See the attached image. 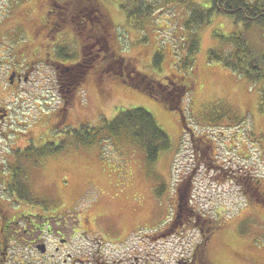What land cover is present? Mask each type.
<instances>
[{
	"label": "rangeland",
	"instance_id": "1",
	"mask_svg": "<svg viewBox=\"0 0 264 264\" xmlns=\"http://www.w3.org/2000/svg\"><path fill=\"white\" fill-rule=\"evenodd\" d=\"M98 1L114 36L108 52L101 42L90 50L87 46L85 51L99 55L114 51L116 56L109 60L108 73H101L95 80V70L89 72L91 77L88 75L77 86L63 122L58 114L61 99L53 67L39 66V72L33 74L40 89L36 93L42 92V96H24L14 107L16 123L11 130V150L19 153L15 156L18 172L29 173L28 179L22 175L16 179L24 192L25 185L29 187L27 200L42 201L65 220H73L81 232L79 249L101 248L107 258L111 256L118 264H175L176 260L193 259L194 255L198 264L201 253L208 264H264V203H251L243 189L215 174L222 170L232 175L250 172L262 182L264 196V114L258 110L259 89L264 83H249L221 63L209 60L210 52L220 56L233 51L223 39L241 26L230 17L213 15L210 23L191 29L186 26L190 15L184 5L159 0L161 10L156 9L145 26L136 29L112 0ZM43 2L0 0L4 47L38 45L29 32L34 30L31 24L36 19L40 21L47 9ZM192 3L210 8L209 0ZM18 25L23 32L17 29ZM215 33L224 38H217ZM74 35L72 46L60 36L55 43L48 38L46 41L51 45L66 43L69 52L77 53L80 39ZM246 36L253 50H264L260 29L252 28ZM35 39H40V34ZM86 43L93 45V41ZM192 43H197L198 49L191 57V69L185 70L182 64ZM20 47L14 48L15 53L11 50V58L26 52ZM69 62L63 60V64ZM135 72L163 84L173 75L185 77L183 82L191 90L183 95L179 108L188 129H194L198 137L210 136L216 141L211 144V158H202L187 140L189 133L183 129L177 111L125 83ZM133 108L152 114L169 137L170 149L155 163L149 164L144 152L126 136H117L99 146L72 144L74 129L103 125L120 110ZM59 142L65 144L62 152L51 156L40 155V149L34 147ZM28 144L33 147L27 149ZM184 184L189 189L185 199L195 216L213 220L212 226H207L213 229L209 233L201 231V223L193 226V221L183 227L187 217L183 207L182 211L177 208L176 193L178 187L184 193ZM178 213L183 218L177 219ZM170 223L164 238H151Z\"/></svg>",
	"mask_w": 264,
	"mask_h": 264
},
{
	"label": "flooded vegetation",
	"instance_id": "2",
	"mask_svg": "<svg viewBox=\"0 0 264 264\" xmlns=\"http://www.w3.org/2000/svg\"><path fill=\"white\" fill-rule=\"evenodd\" d=\"M88 1L90 0H45L43 3L47 9L43 11L40 21L36 19L38 21L34 23L35 20L31 24L34 30L30 29V34L27 32L32 36L33 43H38L37 46L30 43V45L25 44V47H13L12 44L9 47H4L2 45L3 34L0 31V264H118L117 260L110 258L111 256L107 258L101 248L79 249L81 232L78 231V226L74 224L73 220H65L64 217L57 214L55 208L47 207L42 201L27 200L29 187L25 185L27 190L24 192L16 179L17 175L28 179L29 173L18 172V164H16L18 160L15 156L19 153L14 154L11 150L13 143L11 130L13 124L16 123L13 114L16 102L24 96H27L28 99H34L35 95L42 96V92L36 93L40 89L37 79L33 77L34 73L39 72V66L45 65L49 68L53 67L55 70L57 91L61 97V106L58 110L60 118L65 117L77 86L84 83L91 70H95L93 74L95 80L99 79L101 73H108V70L105 71L103 68L107 61L116 56L114 51L104 53V55H99L96 51L94 53L85 51L87 46L90 50L101 42L108 52V45L112 42L113 35L106 13L103 11L95 16V12L90 11L91 7L87 4ZM21 24L25 25V23ZM17 29L23 32L21 25H18ZM102 32H109L106 38L100 35ZM39 34L40 39H35ZM57 34L58 36H55ZM74 34H77L80 39L78 52L67 51L69 59L65 61L70 62L63 64L62 57L58 56V49L63 45H59V42L51 45L48 44V41L55 43L60 36L63 42H69L72 46ZM65 35L70 36V40ZM47 38L48 41H46ZM89 41H93V45L86 43ZM18 47L26 49V52L24 54L17 53L15 58H11V50L15 53L14 48L19 49ZM47 47H52L53 50L51 49L49 52ZM97 58L98 61H96ZM79 68L82 73L77 74ZM114 74L117 75L115 72ZM118 76L122 75L119 73ZM68 81L70 82L68 83ZM64 84L72 87L69 96H63L60 93V87ZM197 139L193 135L191 136L192 146L198 150L200 156L203 151L211 158L212 145L207 143L206 139H200L201 142ZM29 142L31 141L29 140ZM202 145H205L206 149L201 148ZM30 147L33 145L28 144L27 149ZM34 147L41 148V146ZM13 154L14 157L11 158ZM212 165L215 164L212 163ZM218 175L222 177V173ZM261 183L259 179L252 178L250 184L246 186L244 193L251 203H264ZM184 185L182 188L184 193L179 187L177 189V208L181 211V207L184 208V215L187 218L184 220L183 227H188L192 223L194 213L185 199L184 194L189 192V189L187 184ZM180 218L183 217L178 213L177 219ZM195 220L196 224L201 223L207 233L213 230L206 227L212 224L211 220L202 219L203 222L199 218ZM87 235L84 233L85 239H88ZM203 235L204 238L207 237L205 234ZM102 239V241L105 240ZM106 244L110 243L106 242ZM198 258V264H208L203 261L202 253ZM194 259L195 255L193 259L176 260L175 264H196Z\"/></svg>",
	"mask_w": 264,
	"mask_h": 264
},
{
	"label": "trees",
	"instance_id": "3",
	"mask_svg": "<svg viewBox=\"0 0 264 264\" xmlns=\"http://www.w3.org/2000/svg\"><path fill=\"white\" fill-rule=\"evenodd\" d=\"M112 1L123 12L125 19L128 23H130L131 27L136 29L144 27L146 19L152 16L156 9L161 10V7L158 8L157 5V2L160 3L161 0ZM164 1L166 4L173 3L185 6L190 15V20L186 23V26L191 29L193 27L198 29L205 24L210 23L213 15L232 18L235 24H239L241 26L239 30L236 33L230 34L225 39L216 33L215 36L219 39H223V41H226L225 43L227 47L231 45L233 47V51L226 52L225 54L222 53L220 56L216 52H210L209 60L221 63L225 68L237 76L243 77L249 83H264V50H253L249 46L246 36L247 31L252 28L260 29V32H263L264 36V0H209V9H205L192 3V0ZM87 4L91 7L90 11L95 12V16L103 13L101 10L103 8L98 0H90ZM108 33L102 32L100 35L106 38ZM101 45H103V43H101ZM197 49V43L190 47V50L187 52L185 60L182 64L183 69H191V57ZM66 51V48L58 49V56H61L63 60L69 59L67 58L68 56ZM158 59V55L154 57V63L156 66L159 62ZM105 64V68L103 69L106 71L109 67V61ZM123 68L126 69V66ZM131 69L127 70L128 74L131 72ZM80 73H82V70L79 68L77 74ZM183 80L185 81V77L177 78L173 75V77H167L165 80L166 83L163 84L144 73L135 72L130 75L129 81L127 80L125 83L128 86L145 93L151 98L164 103L168 109L177 111L179 113L183 129H186V119L185 116H183V111L179 107H181L183 95L191 90V86L183 82ZM69 82L70 81H68V83ZM71 91L72 87L68 84H64L63 86L61 85L60 87V93L63 96H69ZM259 93L258 110L264 114V85L260 86ZM61 122L59 121V124H61ZM212 127L217 126L214 125ZM72 135V144L79 147L92 145L99 146L105 144L110 139H115L117 136H126L132 141L133 145L137 146L144 152L149 164L155 163L159 159L160 155L163 152L168 151L171 146L169 137L165 130L158 125L153 115L143 108L120 110L110 122H104L103 125H99L97 127L89 125L81 126L79 129H74L72 131ZM200 139L205 138L200 137L197 140L201 142ZM206 142L208 141L206 140ZM64 146V142L48 144L42 151V155L45 156L58 153L63 150ZM204 148H206V146ZM201 157H208V154L206 155V153L202 151ZM221 173L223 176L227 172L223 171ZM229 177L230 176H228V178ZM230 178L235 179L233 181H235V183L243 189V191H245L246 186L250 184L253 177L249 176L246 172H243L236 177L231 176ZM195 224L194 220L193 226ZM200 229L201 231L204 230L202 225L200 226ZM203 239H206L204 238V235Z\"/></svg>",
	"mask_w": 264,
	"mask_h": 264
}]
</instances>
